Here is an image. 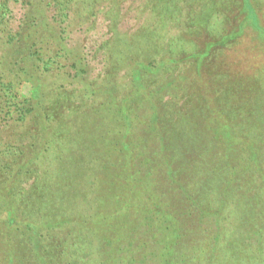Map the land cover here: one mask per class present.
Returning a JSON list of instances; mask_svg holds the SVG:
<instances>
[{"label":"trees","instance_id":"16d2710c","mask_svg":"<svg viewBox=\"0 0 264 264\" xmlns=\"http://www.w3.org/2000/svg\"><path fill=\"white\" fill-rule=\"evenodd\" d=\"M100 20L93 76L70 41ZM262 22L263 0H0V264H115L121 231L126 264H264L262 44L230 56ZM126 189L146 230L115 229Z\"/></svg>","mask_w":264,"mask_h":264},{"label":"rangeland","instance_id":"374dc122","mask_svg":"<svg viewBox=\"0 0 264 264\" xmlns=\"http://www.w3.org/2000/svg\"><path fill=\"white\" fill-rule=\"evenodd\" d=\"M264 5V0H263ZM230 6V5H229ZM235 6H233L234 8ZM232 15L227 16V22L223 26L219 22V26H217L215 29L218 30H225L227 32H232L233 30L237 29L238 25L244 18V16L247 14L245 11L242 13H233ZM15 14L17 17L20 16V12L15 10ZM206 15L211 16V12H206ZM202 20V16L199 19H196L194 22L197 26H203V24H200V21ZM218 25V24H216ZM136 26L135 20L133 19V12H131L130 17L120 26L122 29H133ZM262 26L264 27V22H262ZM248 30L245 43L241 46L240 44L231 51V62L233 65H235V61H239L240 59L243 60L242 56H245V60L249 59L253 56V54L256 55L258 43L262 44V49L259 55L261 63L260 64L261 69L264 68V34L262 30H256L255 28L251 26H247L246 28ZM224 32V31H223ZM107 37V29L105 27V24L102 22V20L99 21L98 28L90 33H80L73 36L71 39V46L75 49H80L85 53L87 62L90 64L91 67V74L95 76L99 73V71L102 68V61L103 56L98 53V48L100 47L101 43L104 41V39ZM205 43H201V47L204 46ZM234 60V61H233ZM257 61V60H256ZM262 85L264 86V80L262 79ZM247 103L250 105L249 110H243L245 113L250 114L249 119L250 121L245 122L244 127H246L247 124L254 123V121H258L261 118H264V92L260 93L258 95H255V97H250L247 99ZM182 132H188L185 129H181ZM128 186H133V183L126 182ZM125 184L123 183L124 187ZM147 187V182L143 183L142 188ZM138 189V188H137ZM133 189H126V195L124 197H120L117 199H113V208L115 207V211L117 213V217L115 219V229L120 230H128L129 228L135 227L138 224V227L141 230H146V223H147V194H143L141 192H137V190L132 191ZM110 207V203H109ZM96 223H93V226ZM102 229H105L103 225H101ZM117 230V231H118ZM122 233V231H121ZM117 235L113 241L114 245L111 249L112 251H115L117 253L116 263L115 264H126V259L121 257L120 254V247H124V252H127V242L125 245V242H121L122 238L125 237V234ZM147 264V261L144 263Z\"/></svg>","mask_w":264,"mask_h":264}]
</instances>
